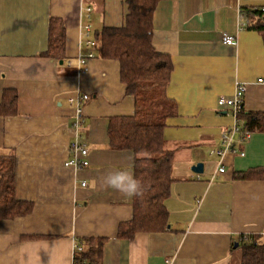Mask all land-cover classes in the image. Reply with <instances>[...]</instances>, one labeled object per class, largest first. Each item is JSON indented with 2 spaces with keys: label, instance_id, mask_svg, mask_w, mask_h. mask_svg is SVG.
I'll return each mask as SVG.
<instances>
[{
  "label": "crops",
  "instance_id": "crops-1",
  "mask_svg": "<svg viewBox=\"0 0 264 264\" xmlns=\"http://www.w3.org/2000/svg\"><path fill=\"white\" fill-rule=\"evenodd\" d=\"M85 6L92 7L91 19L83 17ZM256 9H264V0L158 5L152 41L172 59L168 96L178 106L163 132L166 149L175 151L165 201L169 225L128 240L118 234L133 219L134 195L108 187L105 178L115 170L135 177L134 153L111 150L108 137L112 118L135 114V99L119 61L87 47L84 30L91 25L94 38L104 27L122 26L125 0H0V105L6 89L18 93L17 115H0V158L14 157L16 199L32 204L27 216L0 219V264H74L77 241L88 251L101 239L100 259L92 264H236L240 236L264 243V178L234 179L264 169V132L222 159L212 155L222 132L235 125L220 98H232L244 84V110L264 112V36L253 29L257 18L246 14ZM53 20L66 33L63 60L45 56ZM223 34L236 44H224ZM91 52L96 56L80 73L79 58ZM81 94L90 100L77 131L70 101ZM76 141L89 149L85 169L65 167ZM200 163L204 172L196 174L192 168Z\"/></svg>",
  "mask_w": 264,
  "mask_h": 264
},
{
  "label": "trees",
  "instance_id": "trees-1",
  "mask_svg": "<svg viewBox=\"0 0 264 264\" xmlns=\"http://www.w3.org/2000/svg\"><path fill=\"white\" fill-rule=\"evenodd\" d=\"M164 0H125L127 13L120 27H104L94 33L96 52L103 59L117 60L121 66V80L128 94L135 99V114L114 117L108 125L109 147L115 151H132L135 155L134 173L140 190L134 195L133 219L120 225L119 238L133 239L137 233L164 232L169 225V211L165 201L173 182L171 173L174 150L166 149L163 132L167 120L178 114L177 103L168 96L174 66L169 55L157 52L153 46L154 15ZM255 16L253 29L264 36V11H246ZM58 24V26H56ZM66 33L60 21L53 20L49 47L45 56L63 60ZM18 113V93L6 89L0 105V115ZM239 119L244 130L264 132V112H241ZM15 159L0 158V219L13 220L31 213L32 204L15 196ZM264 169L235 173L236 180L264 178ZM258 175V176H257ZM94 250L77 255L79 262L92 264L100 259L104 240H98ZM241 264H264V243L259 238L244 235L238 238ZM95 256V259L93 257Z\"/></svg>",
  "mask_w": 264,
  "mask_h": 264
},
{
  "label": "built area",
  "instance_id": "built-area-1",
  "mask_svg": "<svg viewBox=\"0 0 264 264\" xmlns=\"http://www.w3.org/2000/svg\"><path fill=\"white\" fill-rule=\"evenodd\" d=\"M264 11V9H262ZM92 7L85 6L83 8V17L87 19H91L92 17ZM85 35L88 38L86 45L87 47L93 49L94 51L97 49V43L92 38V29L91 25H86ZM236 37L230 34H223L222 42L226 45L233 46L236 44ZM96 54L91 52L86 57H80L78 61L79 72L84 73L87 70V61L94 58ZM263 83V80L259 81ZM247 92V85L238 84L235 90L234 96L232 98H220L218 100V105L221 108L229 111L233 117L235 118V125L232 128L225 129L221 134V145L212 151V155H216L221 159L228 152L235 153V148L238 146H243L247 144L252 138V132L246 131L242 127V122L239 119V115L241 112H244V99ZM90 100V96L87 94H81L77 98H74L70 101V103L75 107V129L79 131L84 125V114H83V105ZM71 158L66 161L65 167H72L74 169H85L89 167V149L87 146L80 141H76L72 143L70 147ZM243 155V154H242ZM225 167L223 163L220 162V167L218 170L219 174L225 173ZM85 186V183H82ZM75 257L74 264H85L79 262L76 258L77 255L84 252V245L81 241H77L74 248Z\"/></svg>",
  "mask_w": 264,
  "mask_h": 264
},
{
  "label": "clouds",
  "instance_id": "clouds-1",
  "mask_svg": "<svg viewBox=\"0 0 264 264\" xmlns=\"http://www.w3.org/2000/svg\"><path fill=\"white\" fill-rule=\"evenodd\" d=\"M108 187L119 190L131 197L138 194L140 190L139 182L134 178L130 171L115 170L105 178Z\"/></svg>",
  "mask_w": 264,
  "mask_h": 264
},
{
  "label": "water",
  "instance_id": "water-1",
  "mask_svg": "<svg viewBox=\"0 0 264 264\" xmlns=\"http://www.w3.org/2000/svg\"><path fill=\"white\" fill-rule=\"evenodd\" d=\"M193 172H195L196 174H202L204 171V166L203 164H197L192 168ZM238 247V244L235 245V248Z\"/></svg>",
  "mask_w": 264,
  "mask_h": 264
},
{
  "label": "rangeland",
  "instance_id": "rangeland-1",
  "mask_svg": "<svg viewBox=\"0 0 264 264\" xmlns=\"http://www.w3.org/2000/svg\"><path fill=\"white\" fill-rule=\"evenodd\" d=\"M239 253L241 254V252H239ZM240 257H241V256H238V257H237V260H236V262H235L236 264H239V263H240L239 259H241V261H242V258H240ZM237 262H238V263H237Z\"/></svg>",
  "mask_w": 264,
  "mask_h": 264
}]
</instances>
